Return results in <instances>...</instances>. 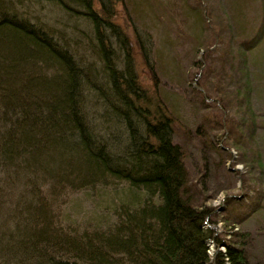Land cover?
<instances>
[{
    "label": "trees",
    "instance_id": "1",
    "mask_svg": "<svg viewBox=\"0 0 264 264\" xmlns=\"http://www.w3.org/2000/svg\"><path fill=\"white\" fill-rule=\"evenodd\" d=\"M19 1L49 3L67 15L82 17L104 66L103 83L108 84L103 87L97 81L92 64L75 58L74 46L18 19L12 14L13 4L0 0V173L25 180L34 174V166L57 165L67 175L64 182L73 185L80 177L84 188L113 178L125 185L117 203L126 211L134 210L107 240L105 250L111 255L97 246L76 245L77 261L66 233L47 232L43 216L26 211V229L10 232L14 239L3 240L0 235V264H249L245 247L237 239H220L212 209L197 207L189 193L183 150L173 142L174 120L157 90L143 86L129 59L123 68L117 67L110 34L126 49L127 37L115 22L113 2ZM259 32H264V19ZM202 50L208 49L202 46ZM246 52L239 49L245 65ZM245 65L241 69L246 76ZM153 81L156 84L155 77ZM244 89L251 110L247 81ZM88 101L99 107L96 116L108 125L104 135L92 126ZM256 151V164L263 172ZM40 224L42 229L36 227Z\"/></svg>",
    "mask_w": 264,
    "mask_h": 264
},
{
    "label": "rangeland",
    "instance_id": "2",
    "mask_svg": "<svg viewBox=\"0 0 264 264\" xmlns=\"http://www.w3.org/2000/svg\"><path fill=\"white\" fill-rule=\"evenodd\" d=\"M111 1L115 22L127 37L126 49L110 34L117 67L123 68L129 59L139 81L150 91L157 90L173 118V142L183 150L188 191L197 207L212 209L216 234L225 242L237 239L249 264H264V32H259L263 0ZM6 2L13 4L12 14L18 19L74 46L75 58L92 64L97 81L106 87L104 66L82 17L67 15L49 3ZM194 13L203 18L198 20ZM202 46L207 52L200 51ZM239 49L247 51L246 65ZM246 81L251 110L245 102ZM86 106L94 130L104 135L108 125L96 116L99 107L90 101ZM256 148L263 172L256 164ZM37 166L25 180L0 173L2 239H14L10 232L26 229L25 212L31 211L43 216L47 232L66 233L73 259L78 255L76 245L97 246L111 255L105 250L107 240L134 210L126 211L116 201L124 182L104 177L84 188L80 177L73 185L64 182L67 175L57 165ZM142 195L147 198L143 191ZM41 224L36 227L42 229ZM209 249L212 255L213 244Z\"/></svg>",
    "mask_w": 264,
    "mask_h": 264
}]
</instances>
